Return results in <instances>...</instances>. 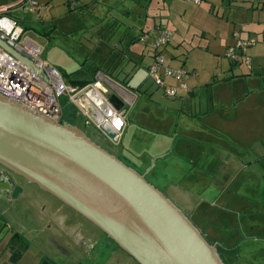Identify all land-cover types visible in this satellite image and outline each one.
I'll return each mask as SVG.
<instances>
[{
  "label": "crops",
  "instance_id": "obj_1",
  "mask_svg": "<svg viewBox=\"0 0 264 264\" xmlns=\"http://www.w3.org/2000/svg\"><path fill=\"white\" fill-rule=\"evenodd\" d=\"M119 1L112 5L110 0V6H119ZM129 1V17H134L137 27L141 25L136 36L126 33L129 36L119 41L112 36L90 70L59 66L69 72L64 79L82 86L102 73L101 85L133 104L132 114L138 113L139 131L128 141L126 132L133 119L126 120L115 155L141 173L150 168L147 180L214 243L225 264H264V0H202L207 8L199 7L202 2L196 5L185 0ZM220 9L223 16H219ZM155 25L172 31L170 43L162 49L166 62L187 73L184 81L190 90L167 79L177 86L175 97L166 96L152 79L149 95L142 94L147 89L136 78L141 68L145 78H150L146 74L153 60L154 36L142 41L140 35ZM190 26L202 37L208 36L206 51H221L224 56L235 41V32L255 38L257 42L244 50L250 63L226 56L237 68V72L229 68V80L217 83L213 76L202 77L195 66L187 64L188 55L178 59L175 53ZM70 104L76 111L71 108L65 114L62 108V121L78 125L80 119L96 134L99 130L92 119ZM104 143L116 145L110 139Z\"/></svg>",
  "mask_w": 264,
  "mask_h": 264
},
{
  "label": "water",
  "instance_id": "obj_2",
  "mask_svg": "<svg viewBox=\"0 0 264 264\" xmlns=\"http://www.w3.org/2000/svg\"><path fill=\"white\" fill-rule=\"evenodd\" d=\"M102 91L110 108L123 109L120 95ZM114 134L106 126L95 137ZM0 164L81 214L139 264H225L214 243L147 180L150 168L141 173L80 126L48 119L1 94Z\"/></svg>",
  "mask_w": 264,
  "mask_h": 264
},
{
  "label": "rangeland",
  "instance_id": "obj_3",
  "mask_svg": "<svg viewBox=\"0 0 264 264\" xmlns=\"http://www.w3.org/2000/svg\"><path fill=\"white\" fill-rule=\"evenodd\" d=\"M114 1L115 0H112V2ZM71 2H75L76 4L72 7ZM84 2L85 1L77 0H0V5L8 7V14L18 19L24 29L23 36L31 38L43 48V53L46 54L45 59L48 62H54L53 65L56 64L55 66L58 68L59 66L64 67V65L72 69L83 66V70H90L91 66H94V62L97 61L102 47L105 46V42L108 40L110 41L112 36L116 38V41L117 39L119 41L123 35H127L126 33H130V36H136L141 25L139 26V23H137V27L134 23V17H129L131 15L129 12V0H120V5L117 7L110 6V0H98L93 3ZM116 3L117 2H114L112 5ZM37 5H44L45 9H38ZM199 7L207 8V5L202 2ZM222 13L223 11L220 9L219 16H223ZM136 20L141 24L140 20ZM239 20H241V18ZM236 21L238 22V19H236ZM127 36H129V34ZM173 41L172 39V42ZM207 42L208 36L202 37L198 30L190 26L187 30V34L184 35L181 41V46L175 53L178 54V59H185V56L188 55L189 60L187 64L195 66L197 72L202 77L208 78L213 76L212 78L216 79L215 81L217 83H224L232 76V72L229 68L233 67L229 59L221 54V51H216L217 54L206 51ZM122 43L124 48H126L127 41L124 40ZM54 59L61 63H56ZM233 69L237 72L236 67ZM62 71L61 73L63 74L65 71ZM68 73L69 72L66 71L63 74L65 79H68ZM79 75L80 74L74 75L73 77ZM137 77L139 78V82L144 84L143 89H147V92L143 90L142 94L144 93L148 96L153 87L151 78H145L146 76L143 72V68L139 70L136 78ZM250 81H253V79H247V82ZM60 100L65 114L68 113V109L71 108L76 111L75 107L67 102L68 98L65 94L61 96ZM132 109L133 104L124 102V107L120 111L125 114L124 117L126 116L124 119V129L126 120H129L130 117L133 119L132 127L128 128L126 132L128 133V141L133 140L134 135L139 131V127L137 126L139 125L137 120L138 113L134 112L132 114ZM76 123L82 128L85 127L81 124L80 119L78 122L76 121ZM89 127H85V131L88 134L89 132L92 133L90 129L93 128L91 125ZM146 133L150 134V131L148 130ZM119 143L120 142L116 143L115 146L113 145L114 148L104 143V147L115 154L114 149H116ZM4 219V214L0 211V228L2 227ZM7 233L10 234L11 230L5 228L3 235ZM1 237L3 238V236ZM1 237L0 240L2 239ZM113 247H115V244L112 245L110 249V264H112V262L115 263L116 257L122 259L126 255L119 248L114 252L112 249ZM22 250L24 251L23 255L15 263H10V257L0 252V264H43L44 260L48 262L52 260V249L45 246H37V244L32 241L27 242L25 248Z\"/></svg>",
  "mask_w": 264,
  "mask_h": 264
},
{
  "label": "built area",
  "instance_id": "obj_4",
  "mask_svg": "<svg viewBox=\"0 0 264 264\" xmlns=\"http://www.w3.org/2000/svg\"><path fill=\"white\" fill-rule=\"evenodd\" d=\"M199 5L202 0H185ZM34 3V2H33ZM72 2V7L75 5ZM44 9V5H37ZM18 19L8 14V7H0V41L14 51L11 53L0 44V94L56 122L62 121L61 96L66 95L67 102L77 105L85 117L92 119L94 127L101 131L109 126L114 131L110 140L119 142L125 125L120 111L110 108L103 91H108L101 85L102 73L97 74V80L85 85L68 83L60 69L45 59L43 48L27 36ZM154 36L152 44L153 60L147 67L148 76L168 97L177 95V86L167 82L173 79L184 90H190L184 79L186 71L180 67H172L161 53V49L172 38V31L161 25H155L140 35L142 41ZM235 41L226 51V56L232 61L242 57L245 64L250 63V57L244 53L246 47L257 42L255 38H244L240 32H235ZM103 105V109H99ZM90 106L95 115L89 113Z\"/></svg>",
  "mask_w": 264,
  "mask_h": 264
},
{
  "label": "flooded vegetation",
  "instance_id": "obj_5",
  "mask_svg": "<svg viewBox=\"0 0 264 264\" xmlns=\"http://www.w3.org/2000/svg\"><path fill=\"white\" fill-rule=\"evenodd\" d=\"M89 134L104 146V141ZM0 211L5 218L0 228V252L10 257L9 262L18 261L22 249L32 241L53 250L52 260L43 264H110L114 244V252L119 248L126 255L116 257L112 264H139L92 222L2 164ZM5 228L11 233L3 235ZM14 251L20 253L11 256Z\"/></svg>",
  "mask_w": 264,
  "mask_h": 264
}]
</instances>
